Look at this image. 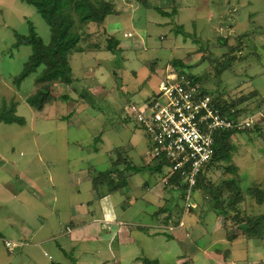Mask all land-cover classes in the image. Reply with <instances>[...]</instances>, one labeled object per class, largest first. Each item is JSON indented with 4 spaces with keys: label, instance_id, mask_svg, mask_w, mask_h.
Listing matches in <instances>:
<instances>
[{
    "label": "rangeland",
    "instance_id": "rangeland-1",
    "mask_svg": "<svg viewBox=\"0 0 264 264\" xmlns=\"http://www.w3.org/2000/svg\"><path fill=\"white\" fill-rule=\"evenodd\" d=\"M106 1L115 5L117 14L106 18L102 28L108 33L105 38L116 32V37L123 40L120 51L106 52L105 38L94 35L100 31L88 27L94 36L84 47L97 43L100 49L87 47L70 61L73 75L84 78L87 83L73 77L76 81L70 86L42 87L55 100L39 112L25 101L40 88L36 85L39 72L27 76L18 89L13 85L33 53L31 46H16L13 34L26 37L34 34L47 45L50 29L34 7L21 0H0V111L4 104L7 107L18 104L16 113L25 122L22 126L0 123V184L8 185L10 193L18 192L24 184H49L48 187L89 184L84 180L87 174L109 169L110 151H114L113 159H117L118 148L123 149L118 150L122 157L126 154L133 166H139L140 154L148 155L147 139L125 117H130V105H141L153 98L164 69L170 70L174 60L186 62L187 74L194 76L197 84L212 97H224L225 101L248 109L264 100V0H183L188 6L178 0L176 14L171 11L170 0ZM154 6L163 8L167 14L161 15L152 9ZM179 28L182 30L175 32ZM125 31L131 34L123 35ZM153 70L156 74H152ZM90 85L95 89L103 86L105 92L90 94ZM63 94L76 101V113L68 120L62 119L68 113L67 103L59 100ZM231 140L230 162L214 164L206 181L216 186L224 180L235 179L242 189L260 184L264 191V132L259 136L241 133ZM149 174L148 171L134 174L129 181L132 184L151 181ZM64 187H56L61 197ZM224 192L225 198L227 192ZM85 197L82 194V199ZM203 198L200 191L189 197L196 206L191 211L194 212L190 224L202 212L206 225L214 224L215 214L206 207ZM255 199L250 196L246 205L242 197L241 214L247 209L253 216L264 214V203L257 206ZM185 200L181 211L173 215L174 220L166 221L160 228L164 233L172 234L186 226L190 215L184 211ZM41 214L43 210L34 196H21L17 201H8L4 207L0 203V264H33L26 256L11 255L4 240L17 238L9 228L16 229L21 224L37 227ZM232 215L223 223L225 233L215 232L210 240L223 239L228 230L233 234L239 232L233 225L237 223L231 222ZM175 221L179 222L176 226ZM220 243L218 248L224 251L226 245L223 241ZM252 247L248 260L264 264V240L253 243Z\"/></svg>",
    "mask_w": 264,
    "mask_h": 264
},
{
    "label": "crops",
    "instance_id": "crops-1",
    "mask_svg": "<svg viewBox=\"0 0 264 264\" xmlns=\"http://www.w3.org/2000/svg\"><path fill=\"white\" fill-rule=\"evenodd\" d=\"M181 1L183 6H188L183 0ZM170 2L171 11L176 14L179 2L178 0H170ZM155 7L167 14L159 6H154L152 9L155 10ZM115 11L117 12L116 8ZM126 33L130 32L125 31L123 35ZM108 36L119 40L121 49L123 40L116 37V32ZM123 39L131 38L123 36ZM78 55H74L73 60ZM167 70L164 69L158 88L170 74H179V70L177 71L173 66ZM152 74H156V70H153ZM73 77L87 83L82 77L76 75ZM94 91L100 94L104 93L105 89L103 86L98 89L91 88L88 93L95 94ZM118 150L123 151L122 148ZM118 150H115L117 159H113L114 151H110L112 154L109 169L115 167L116 170L121 171L126 165L132 167L133 163L128 161V156L125 154L122 157ZM121 158L124 161L120 160ZM115 163H117L116 166L113 165ZM138 164L140 165L136 167L153 165L150 157L148 155L143 157V153L140 154ZM148 172L152 180H144L139 184H132L129 181L133 175H125L127 185L118 191H110L106 184H94L95 178L101 172L87 174L84 180L89 184H70L69 186L53 184V187H48L49 184H24L18 192L14 193H10L8 185L0 184V198H4L0 200V203L3 207L8 201L10 203L17 201L21 196H34L44 213L38 216L37 227L29 228L21 224L16 229L9 228L8 231L16 234L17 238L11 241L4 240V243L15 242L19 244V247L8 252L11 255L18 253L22 257L26 256V260L33 264H143V258L156 260L157 264H219L223 262L224 264H247L248 262L253 264L248 260V253L253 242L246 241L239 232L230 238L229 234L227 236L225 234L223 239L210 240L215 232L225 233L222 221L216 216H214V224L206 225L205 214L202 212L196 222L190 224L193 211L185 227L172 234L164 233V230L160 228L164 227L166 221H173V215L181 211L182 194L175 186H168V168H164L163 174ZM60 185L65 186L62 197L56 188ZM252 188V186L241 188L246 204L250 196L246 194L244 197L245 192ZM82 194L86 195L84 199ZM9 195L11 198L6 197ZM106 212L115 219V222L109 226L104 223ZM194 236H196L195 239ZM190 238H193L192 241ZM222 241L226 245L224 251L218 248Z\"/></svg>",
    "mask_w": 264,
    "mask_h": 264
},
{
    "label": "trees",
    "instance_id": "trees-1",
    "mask_svg": "<svg viewBox=\"0 0 264 264\" xmlns=\"http://www.w3.org/2000/svg\"><path fill=\"white\" fill-rule=\"evenodd\" d=\"M22 2L35 8L36 12L41 16L46 25L50 29V41L47 45L43 44L41 39L31 34L30 36H20L14 33L16 38V46H31L33 53L29 60L25 64L22 73L13 80V85L18 89L20 83L30 74L39 72L36 78V85L40 88L33 95L25 99L26 103L36 111H43L44 107L52 102L54 97L51 93H48L42 89L44 86H52L55 84H62L70 86L76 80L73 78L72 67L70 65L71 58L76 54L84 53L88 47L95 50L100 49V45L90 44L84 47L85 43L90 40L94 35L98 38L104 39L106 30L102 28L103 23L109 16L116 15L115 7L112 3L106 0H21ZM155 10L162 15L165 13L161 12L160 9L155 7ZM88 27H94L100 31L91 34ZM182 29L179 28L175 32H180ZM104 36V37H103ZM105 51L114 54L120 51V41L115 37H106ZM94 41V40H93ZM96 42V41H95ZM195 42H197L195 40ZM94 43V42H91ZM172 66L178 71L179 75H182L189 79L192 83H198V80L194 76L188 75L185 70L188 68L186 62L174 60ZM40 69V71H39ZM93 82L97 83L96 80ZM93 88L92 85H90ZM90 88V89H91ZM89 89V90H90ZM88 90V92H89ZM203 94L209 95L205 90ZM212 106L220 113L222 118L228 120L233 125L237 124L238 121L251 116L260 109L261 104L264 100H261L258 104L248 109L247 107L240 108L235 103H229L224 100V97H212ZM59 100L67 103V115L64 116L63 120L72 118L75 114V104L73 99L68 94H63ZM18 104H5L0 111V123L7 125H24V119L19 117L16 113ZM264 132V122L256 120L255 125L249 129L237 130L235 128L225 129L215 132V148L214 155L210 162L204 165L200 173L197 176V183L193 187L192 191H200L203 193L206 207H208L222 223H227L231 214V222H236V230L244 237L246 241H252L253 243L264 240V214L253 216L249 214V210L245 209V214H241L239 205L242 201V191L240 185L235 179H227L214 186L206 181V175L214 164L217 163H228L231 159V152L233 151L232 137L238 134L253 133L254 136H259L260 132ZM120 160H123L121 158ZM118 159V161H120ZM124 161V160H123ZM152 166L136 167L129 166L118 171L113 164L114 169L101 172L94 180V184H106L110 191H118L126 187V176L128 174H140L143 171H150L153 174H163L164 168L167 169L168 164L164 159L160 161H152ZM226 169L232 170L230 167ZM169 175V171H168ZM168 186H175L178 191L182 194V200L185 199L187 185L183 184V178L179 172L172 174L167 181ZM262 186L257 184L252 189H248L246 194L254 196L259 204L264 203V191ZM224 191L227 192V196L224 198ZM244 201V200H243ZM247 205V204H246ZM192 209L187 210L190 215ZM241 217V218H240ZM177 220V219H176ZM179 222L175 221L174 226ZM262 227V228H261ZM225 228V226H224ZM227 228V227H226ZM175 230V228H174ZM228 237L233 236V231H229ZM8 250V249H7ZM9 251V250H8ZM143 264H157L156 260H149L146 258L142 259ZM188 264V263H186Z\"/></svg>",
    "mask_w": 264,
    "mask_h": 264
},
{
    "label": "built area",
    "instance_id": "built-area-1",
    "mask_svg": "<svg viewBox=\"0 0 264 264\" xmlns=\"http://www.w3.org/2000/svg\"><path fill=\"white\" fill-rule=\"evenodd\" d=\"M129 114L125 119L132 121L146 136L150 159L167 162L168 179L176 172L183 178V184L187 185L184 206L187 211L196 209L189 197L198 174L214 155L215 132L231 128L245 130L253 127L256 120L264 122V102L257 112L233 125L222 118L212 106L211 97L203 94L197 83L172 73L160 83L150 101L130 105ZM114 222L106 212L105 225ZM5 246L13 251L19 244L5 242Z\"/></svg>",
    "mask_w": 264,
    "mask_h": 264
}]
</instances>
